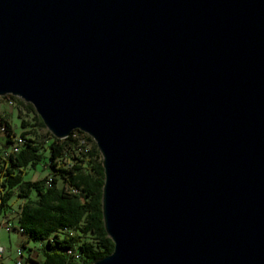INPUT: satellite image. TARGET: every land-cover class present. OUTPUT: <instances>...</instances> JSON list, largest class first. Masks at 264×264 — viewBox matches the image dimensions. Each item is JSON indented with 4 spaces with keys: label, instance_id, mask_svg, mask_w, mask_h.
I'll return each instance as SVG.
<instances>
[{
    "label": "water",
    "instance_id": "water-1",
    "mask_svg": "<svg viewBox=\"0 0 264 264\" xmlns=\"http://www.w3.org/2000/svg\"><path fill=\"white\" fill-rule=\"evenodd\" d=\"M8 94L96 142L93 264H264V0H0Z\"/></svg>",
    "mask_w": 264,
    "mask_h": 264
},
{
    "label": "trees",
    "instance_id": "trees-1",
    "mask_svg": "<svg viewBox=\"0 0 264 264\" xmlns=\"http://www.w3.org/2000/svg\"><path fill=\"white\" fill-rule=\"evenodd\" d=\"M0 98L34 113L32 122L19 110L17 133L0 111V216L17 213L19 228L14 229L27 233L28 242H36L44 256L42 261L29 259L36 264H93L110 254L114 242L103 223L105 171L96 142L78 129L59 139L48 131L30 102L12 94ZM40 128L47 129L45 135H40ZM17 134L23 139L19 151L5 157ZM39 163L48 173L38 179L25 178ZM12 200L20 202L15 210Z\"/></svg>",
    "mask_w": 264,
    "mask_h": 264
},
{
    "label": "rangeland",
    "instance_id": "rangeland-1",
    "mask_svg": "<svg viewBox=\"0 0 264 264\" xmlns=\"http://www.w3.org/2000/svg\"><path fill=\"white\" fill-rule=\"evenodd\" d=\"M1 96V95H0ZM3 97V96H1ZM18 109H17V108ZM23 110L22 116L30 119V121L33 122V114L34 113H30V111L27 110V108H25L23 105H20L18 103H16V106L14 104L10 105L7 99H1L0 98V111H1V115L8 118L15 126V130L17 131V133L20 132V124H21V119L18 117L19 114V110ZM27 115V116H26ZM47 129L44 128H40L38 129V132L40 133V135H45V131ZM48 173L47 168L45 166H43L42 163L38 164V168L37 169H30L29 173H27L25 175V178L28 179H38L41 177H44L46 174ZM20 202H14L12 200L11 204L13 207V210L17 209L18 204ZM11 212V211H10ZM5 215V214H4ZM4 215L2 214V216H0V223L2 221V217H4ZM29 237L27 235V233L25 232H21L20 230L14 229L11 227L10 230H7L4 226H1L0 224V242L2 245H4L5 247V252L3 255V261H1L0 264H16L15 262H17V255H16V250L18 247L23 246L24 244V240H28ZM34 245H36V242H32ZM32 245V246H34ZM29 253L30 250L28 248L25 247L24 249V256L27 258H29ZM33 256L34 257H39L41 258V260L44 259L43 253L41 252L40 249H36L33 251ZM27 264H36L34 263V261L32 260H28Z\"/></svg>",
    "mask_w": 264,
    "mask_h": 264
},
{
    "label": "built area",
    "instance_id": "built-area-1",
    "mask_svg": "<svg viewBox=\"0 0 264 264\" xmlns=\"http://www.w3.org/2000/svg\"><path fill=\"white\" fill-rule=\"evenodd\" d=\"M10 105H12V104H10ZM14 141H15V143L11 144L10 149L4 153L5 157H7L10 152L16 153L19 151L20 144H22L23 139L21 138L20 135L17 134V136H15V138H14ZM0 224H1V226H4L7 230H10L11 227L12 228H14V227L19 228L16 220H12V219L3 218ZM19 230H22V229L20 228ZM4 247L5 246H3L0 242V263H1V261H3V255L5 252ZM22 247L23 246L18 247L16 250V255H17V262H15L16 264H25V262H26L24 252H23L25 248H22Z\"/></svg>",
    "mask_w": 264,
    "mask_h": 264
},
{
    "label": "crops",
    "instance_id": "crops-1",
    "mask_svg": "<svg viewBox=\"0 0 264 264\" xmlns=\"http://www.w3.org/2000/svg\"><path fill=\"white\" fill-rule=\"evenodd\" d=\"M8 217H6L7 219H12V220H16V218H18V215H17V213L16 212H8V215H7ZM3 218V217H2ZM29 240H24V242H28ZM32 245H34L32 242H28L27 243V247L26 248H28L29 250H30V253H29V258H31V259H36V260H39V261H42L41 260V258H39V257H34L33 256V251L35 250V248H37V246L36 245H34V246H32ZM4 246V245H3ZM24 252V251H23ZM29 258H27L26 259V257H25V259H26V262H25V264H27V262H28V260H29Z\"/></svg>",
    "mask_w": 264,
    "mask_h": 264
},
{
    "label": "bare ground",
    "instance_id": "bare-ground-1",
    "mask_svg": "<svg viewBox=\"0 0 264 264\" xmlns=\"http://www.w3.org/2000/svg\"><path fill=\"white\" fill-rule=\"evenodd\" d=\"M8 102H9V104H12V105H13V101H11V100H8Z\"/></svg>",
    "mask_w": 264,
    "mask_h": 264
}]
</instances>
